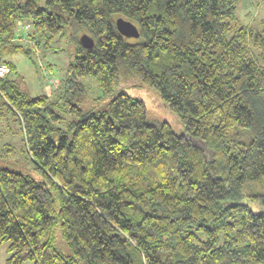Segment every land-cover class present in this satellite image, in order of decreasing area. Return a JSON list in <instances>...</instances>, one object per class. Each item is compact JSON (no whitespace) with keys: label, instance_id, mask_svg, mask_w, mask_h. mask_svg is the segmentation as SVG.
I'll return each instance as SVG.
<instances>
[{"label":"trees","instance_id":"trees-1","mask_svg":"<svg viewBox=\"0 0 264 264\" xmlns=\"http://www.w3.org/2000/svg\"><path fill=\"white\" fill-rule=\"evenodd\" d=\"M238 2L0 0V117L34 170L0 165L6 264H264V24L241 22ZM68 27L59 96H29L10 56ZM86 75L105 96L153 89L180 130L122 90L83 111Z\"/></svg>","mask_w":264,"mask_h":264},{"label":"rangeland","instance_id":"rangeland-1","mask_svg":"<svg viewBox=\"0 0 264 264\" xmlns=\"http://www.w3.org/2000/svg\"><path fill=\"white\" fill-rule=\"evenodd\" d=\"M256 7L257 0H239L237 15L240 21L251 22L254 20L253 24L263 25L264 0L258 9H255ZM69 31L70 28L68 27L62 33L51 37L48 43L46 36H39L37 38L40 45L39 49L35 48L36 50L29 55L20 52L10 56L9 60L15 65L12 76L18 85L27 91L29 96L47 94L51 99H56L59 96L65 72L69 64L73 62L75 55V47L71 42ZM76 80L82 82L85 87V100L81 104L83 111L102 108L111 96L122 90L131 96L142 99L151 119L168 121L178 131L181 128L180 122L167 109L158 94L145 85L135 82H120L116 91L105 96L102 94L98 79L94 75L78 77ZM4 118L5 116L0 117V147L2 148V144L11 143L14 145V150L7 156L0 155V165H6L12 169L26 168L34 173L32 162L27 155L23 154V142L17 128V122L8 118V127ZM55 246L62 253L68 252L59 231L56 234ZM6 257H8L7 243H3L0 244V264H6Z\"/></svg>","mask_w":264,"mask_h":264},{"label":"water","instance_id":"water-1","mask_svg":"<svg viewBox=\"0 0 264 264\" xmlns=\"http://www.w3.org/2000/svg\"><path fill=\"white\" fill-rule=\"evenodd\" d=\"M117 30L126 37H137L139 35L137 27L133 22L122 17H117L115 20ZM80 42L84 47L90 48L94 44V39L87 33L80 36Z\"/></svg>","mask_w":264,"mask_h":264},{"label":"built area","instance_id":"built-area-1","mask_svg":"<svg viewBox=\"0 0 264 264\" xmlns=\"http://www.w3.org/2000/svg\"><path fill=\"white\" fill-rule=\"evenodd\" d=\"M7 71V68L0 65V75Z\"/></svg>","mask_w":264,"mask_h":264}]
</instances>
